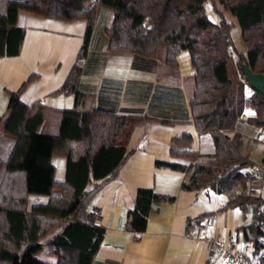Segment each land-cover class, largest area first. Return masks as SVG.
I'll list each match as a JSON object with an SVG mask.
<instances>
[{"label": "trees", "instance_id": "trees-1", "mask_svg": "<svg viewBox=\"0 0 264 264\" xmlns=\"http://www.w3.org/2000/svg\"><path fill=\"white\" fill-rule=\"evenodd\" d=\"M206 1L0 0V55L21 51L25 27L18 24L20 9L65 19L89 17L87 43L93 18L100 7H108L114 13L106 27L108 49L159 59L163 73L172 80L179 76L178 54L189 50L195 68L193 118L201 133L212 135L215 151L206 162L190 166L163 159L156 164L186 171L183 188L225 193L227 207L256 206L244 235L255 251L262 252L264 213L259 203L263 196L246 188L259 175L256 161L241 150L240 124L264 126V95L242 71V65L249 64L254 72L264 73V0H218L220 5L213 0L219 12L228 9L238 18L247 50L236 54L231 22L225 17L212 21ZM85 49L86 45L82 55ZM81 73L78 60L61 88L75 94V103L58 109L56 131L48 122V107L41 101L26 105L19 90L11 92L7 109L0 114V133L16 136L9 157L0 158V264H92L102 242L106 229L90 202L128 158L127 141L142 116L99 108L94 96L80 88ZM192 143L190 133L174 136L171 153L196 158L199 152ZM56 154L66 156L64 179L56 176ZM30 193L48 194L49 201L29 207ZM174 198L140 187L126 213V226L145 230L152 203ZM45 247L56 255L55 262L35 255Z\"/></svg>", "mask_w": 264, "mask_h": 264}, {"label": "crops", "instance_id": "crops-1", "mask_svg": "<svg viewBox=\"0 0 264 264\" xmlns=\"http://www.w3.org/2000/svg\"><path fill=\"white\" fill-rule=\"evenodd\" d=\"M113 16L112 9L100 7L86 43L89 17L65 19L20 9L18 24L25 27L21 51L0 55V114L6 111L11 92L19 90L26 105L41 101L48 107V122L56 131L58 109L75 103V94L61 88L79 60L80 88L94 96L99 108L142 116L128 138V158L90 202L106 229L92 264H232L210 246L208 238L213 233L251 258L259 257L261 252L255 251L244 235V226L255 218L256 206L227 207L225 193L183 188L186 171L156 164L157 159H163L190 166L195 161L206 162L215 151L212 135L199 131L192 114L195 68L191 53L186 49L178 54L179 76L172 80L163 73L159 59L108 49L106 27ZM249 113L243 115L244 120ZM240 130L245 132L242 124ZM185 133L193 136L192 148L199 152L196 158L171 153L172 138ZM15 142V135L1 131L0 158L9 157ZM58 155L53 156L56 176L64 179L66 158L60 160L63 170L59 175ZM140 187L175 198L154 201L146 229L136 231L126 226V213L134 206ZM246 188L263 196L264 176L259 175ZM48 201V194H29L30 207ZM210 214L217 216L216 226L209 224ZM199 230L202 237H197Z\"/></svg>", "mask_w": 264, "mask_h": 264}, {"label": "rangeland", "instance_id": "rangeland-1", "mask_svg": "<svg viewBox=\"0 0 264 264\" xmlns=\"http://www.w3.org/2000/svg\"><path fill=\"white\" fill-rule=\"evenodd\" d=\"M216 2L218 5H220L218 0H216ZM205 8L209 18L212 21L220 22L222 17H225L231 22V30L233 36V44H232L233 54H236L237 50H247V45L242 37V29L237 16L234 15L228 9H225L223 13L219 12L215 8L213 0H207L205 3ZM185 52L190 54L189 50H186ZM241 124L243 125L245 131L243 133V142L241 144L242 152L253 158L257 164L264 165V126H256V125L254 126L246 121L241 122ZM255 133L258 139L255 138L256 137ZM57 158H60V159H56V163L58 167L57 173L59 174L63 170V164L61 163L62 161L60 160H63L66 157L64 155H58ZM90 186H92V184ZM28 206L30 207L29 197H28ZM35 255L38 258L45 261L55 262L57 260L55 254L47 252V247L37 251Z\"/></svg>", "mask_w": 264, "mask_h": 264}, {"label": "built area", "instance_id": "built-area-1", "mask_svg": "<svg viewBox=\"0 0 264 264\" xmlns=\"http://www.w3.org/2000/svg\"><path fill=\"white\" fill-rule=\"evenodd\" d=\"M255 173L264 176V165L257 164L255 166ZM259 209L264 213V195L259 203ZM209 224L216 226L218 219L214 214L208 216ZM197 237H202L199 230ZM209 244L212 248L217 249L224 256H226L232 264H264V247L261 255L257 258H251L244 250L240 249L237 245L225 241L220 235L213 233L208 238Z\"/></svg>", "mask_w": 264, "mask_h": 264}, {"label": "water", "instance_id": "water-1", "mask_svg": "<svg viewBox=\"0 0 264 264\" xmlns=\"http://www.w3.org/2000/svg\"><path fill=\"white\" fill-rule=\"evenodd\" d=\"M242 71L249 84L264 95V73L254 72L249 64H243Z\"/></svg>", "mask_w": 264, "mask_h": 264}]
</instances>
